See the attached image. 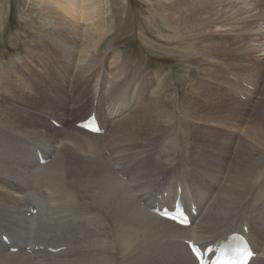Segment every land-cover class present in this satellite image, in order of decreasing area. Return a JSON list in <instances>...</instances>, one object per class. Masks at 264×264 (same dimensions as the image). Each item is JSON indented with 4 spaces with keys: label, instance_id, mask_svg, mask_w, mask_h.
I'll return each mask as SVG.
<instances>
[{
    "label": "bare ground",
    "instance_id": "6f19581e",
    "mask_svg": "<svg viewBox=\"0 0 264 264\" xmlns=\"http://www.w3.org/2000/svg\"><path fill=\"white\" fill-rule=\"evenodd\" d=\"M90 1H42L49 5L48 10L53 14L51 23L55 31V43L66 42L64 47H71V42L78 41L77 28L70 25L71 20H84V24L88 25L86 28L90 27L88 21L93 19L92 12L95 11L94 7H90ZM233 2L249 4V0H233L229 3ZM261 2L264 1L255 0L258 3L255 5ZM209 3L199 13L204 15L208 12ZM250 6L246 8L243 17L237 18L239 22L252 16L249 13ZM222 10L224 15L230 13V8ZM201 14L196 17L201 18ZM214 17L216 15L201 20L195 33L212 32L214 39L215 32L225 25L218 23L223 25L218 26ZM189 19L190 16L183 12L176 18L170 17V21H178V25ZM212 25L213 29H209ZM102 33L99 31L96 35V31L92 30L87 33L77 64L70 66L63 63L59 66L65 77L70 76L72 68L76 77L92 68ZM251 33L256 36L250 41L249 51L253 53L260 48V54H264V42L258 41L264 37V23ZM240 34L243 33L240 31ZM214 41L220 48L226 45ZM35 54L34 59L38 62L41 55L38 53L37 59ZM56 56L60 59L58 53ZM236 66L246 69L243 78L247 84L249 77L257 78L254 81L256 83L250 84V87L256 88L259 85L257 81L262 76L260 72L252 67L246 68L241 63ZM100 71L97 70L98 73ZM45 72L48 76L40 78V84L45 90L39 92L37 84L30 91L32 88L27 87L26 80L15 74L9 91L5 90L2 94L4 96L0 98V102H4V106L0 107V231H6L15 246L43 245L44 249L30 253L24 249L10 252L8 246L0 241V264H196L186 244L182 242L184 238L206 243L210 239L222 238L232 232L235 225L244 222L249 224L250 237L260 253L252 264H264V169L254 170L261 163V154H264V95L256 99L255 104L228 98L239 109L233 107L225 111L223 119L218 122L233 118L238 128L242 115L249 114L253 115L250 125L238 129L236 134L214 125L210 129L209 138L202 137L205 134L204 127L195 125V128L199 127L196 129L198 131H194L193 127L190 131L191 124L183 113L166 110L159 95L138 96L140 81L135 76L141 75L139 67L128 66L124 70L114 64L105 70L110 79L104 91L106 96L109 94L124 102H136L131 111L126 112L128 114L119 113V117L113 118L111 123L109 115L116 112L105 109L101 111L109 124L103 134H90L76 128L70 122V114L55 120L59 122V127L45 124L42 130L27 118L26 111L32 113V118H39L44 101L64 104L60 97L50 92V82L54 75L49 66ZM54 82L56 90L63 94L64 88ZM31 96L37 99L27 102ZM93 97L94 90L74 101L71 107L81 106L85 109L84 102L90 101L86 109L89 114L100 105L98 94L95 104ZM101 100L108 105V98L102 97ZM198 103L194 95L189 104V115L193 105ZM249 105L254 107L253 112H249L252 110ZM127 107L124 105L122 109ZM219 108L222 107L214 104L211 111ZM158 116H165L170 122L164 130L173 126L172 129L181 128L182 132L190 133L191 138L186 137L187 140L190 138L189 144L181 135L178 138L180 143L177 142L170 135L172 132H168L164 139L156 137L159 133L152 135L151 125ZM191 117L196 122H208L199 113ZM238 132L240 138L236 139ZM171 143L176 144L175 154L165 151L160 154L162 159L165 154L171 156L173 165L161 171L158 165L162 159L157 150L159 145L161 148H171ZM32 148L42 152L47 159L44 164L37 162ZM231 154L232 160L227 161ZM225 155H228L227 158L223 157ZM217 159L221 161H215ZM171 178L180 179L191 188L197 185L199 191H206L202 199L201 216L188 227H180L148 210V206L155 201L154 194L160 192ZM80 189L86 194L85 200L77 195ZM29 205L37 208L35 215L27 216ZM33 220H36L34 225L31 223ZM48 245L65 248L49 253L45 250Z\"/></svg>",
    "mask_w": 264,
    "mask_h": 264
},
{
    "label": "rangeland",
    "instance_id": "374dc122",
    "mask_svg": "<svg viewBox=\"0 0 264 264\" xmlns=\"http://www.w3.org/2000/svg\"><path fill=\"white\" fill-rule=\"evenodd\" d=\"M42 1L45 0H0V98L4 96L2 94L5 90L9 91L11 80L15 74L26 80L27 87L32 88L30 91H33L37 84L39 92L45 90V87L40 84V78L48 76L45 70L49 66L54 75L50 82V92L64 101V104L44 101L39 118H32V113L29 110L26 111L27 118L37 124L39 129L44 130L45 124L53 125L51 120L59 119L65 115L70 114L68 117L71 116L75 120L81 109L78 111L77 108L75 111L69 107L74 101L82 99L78 97L80 93V97H82L93 90L95 91L94 101H96V95H99L101 91L100 94L104 98H108V105L104 104L105 110L116 112L109 115L111 123L115 116L119 117V113L128 112L127 109H122L123 100L115 96L111 97L109 94L106 96V91H104L110 79L105 70H108V67H113L114 64L123 67L124 70L128 66L139 67L141 75L135 76V79L140 81L138 96L159 95L166 110L183 113V116L191 124L190 131H192V127L194 131H198L196 129L199 127L195 128V125L204 127L205 134L202 137L209 138L210 129L214 125L236 134L238 129L242 130L253 120V115L246 113L247 115L241 114V125L239 124L238 128L235 127L236 121L233 118L222 121V123L218 122L223 119L225 111H230L233 107L239 109L228 98L236 99L242 103L253 102L255 104V100L264 95V54H260V48L253 53L248 49L253 36H256L251 31L264 23V2L256 6L255 4L258 3H255V0H249V4L246 2L245 4H243L244 2L229 3L233 0H91L90 7H94L95 11L92 12L93 19L88 21L90 27L86 28L88 25L84 24V20L70 19V25L72 27L75 25L77 28L78 41L71 42V47H64L66 42L55 43L53 37L55 31L52 30L51 23L53 14L50 9L48 10L49 5ZM208 3L210 4L209 11L204 15L199 13L200 9L207 6ZM250 3L255 7L254 5L250 6ZM249 6V13L252 16L239 22L237 18L243 17ZM222 8H230V13L222 14ZM182 12L190 16L187 22L178 25V21L173 23L170 21L171 16L176 18ZM193 12L197 13L192 15ZM197 14H201V18L196 17ZM215 15V23L217 25L225 23L224 26H218H223L224 29L227 27L226 32L221 27L214 35L217 42L226 44L221 48L212 38L213 33L208 32L209 29H213V25L207 30L208 33H195L201 20ZM91 30L96 31V35L99 34V31H103L102 41L94 53L92 68L77 77L74 76L75 70L72 68L70 76L65 77L59 66L63 63L70 66L77 64L82 54L83 40ZM240 31L244 35L240 34ZM258 41L264 42V37ZM36 46L39 47L37 50ZM48 47H50L49 51ZM88 51H85L84 54ZM237 52L240 54L238 53V56L235 57ZM38 53L41 58L38 57ZM57 53L60 59L57 58ZM33 54L37 59L39 58L38 62L34 59ZM48 59L49 61H47ZM237 63H241L245 67L251 64L248 67L255 68L258 72L262 68L260 72L262 76L257 81L259 85L256 88H248L242 84L245 76L243 72L246 69L238 68ZM97 70L101 71L98 73ZM42 71L44 73L41 76ZM119 74L121 75V73ZM256 79L249 77L248 84H255ZM54 81L62 89L64 88L63 94L56 90ZM121 83L122 81L119 82V84ZM237 87H241V89L239 90ZM194 95L199 103L193 105V111L189 115V104ZM242 95L244 100L240 98ZM54 96L52 98H55ZM214 98L216 99L213 100ZM36 99L35 96H31L27 102ZM89 102L87 100L84 102L85 109L88 108ZM20 103L17 102V104ZM135 103L133 104L135 105ZM214 104H218L222 108L211 111ZM2 106H4L3 101L0 102V107ZM248 107L252 108L249 112H253L254 107L251 105ZM198 113L203 115L208 122L203 120L202 125V122L198 121V123L191 117ZM152 123V135L156 136L159 133L156 137L159 136L160 139L166 138L168 132H172L170 135L179 143V135L184 141L188 136L191 138L190 133L182 132L181 128L172 129L173 126H171L164 130L166 125H170L165 116L156 117ZM190 138L188 140L186 138L187 145ZM239 138L240 132L236 135V139ZM171 144H169V146L173 145L171 148H161L159 145L157 152L160 159H162L160 154L162 151L175 154L176 144ZM172 149L173 151H171ZM160 150L161 152H159ZM261 155V163L256 165L254 170L264 169V154ZM164 156L158 165V168L162 169L161 171L170 169L173 165L172 157L166 156V154ZM227 156L223 157L227 158ZM229 157L228 160L225 159L232 160L233 154ZM215 161H221V159ZM77 195L81 200L86 198L82 189L77 192ZM12 246H15V243Z\"/></svg>",
    "mask_w": 264,
    "mask_h": 264
},
{
    "label": "snow or ice",
    "instance_id": "6c2138e0",
    "mask_svg": "<svg viewBox=\"0 0 264 264\" xmlns=\"http://www.w3.org/2000/svg\"><path fill=\"white\" fill-rule=\"evenodd\" d=\"M193 251L196 253V257L200 258V256H201L200 251L198 249H196V248H194Z\"/></svg>",
    "mask_w": 264,
    "mask_h": 264
}]
</instances>
